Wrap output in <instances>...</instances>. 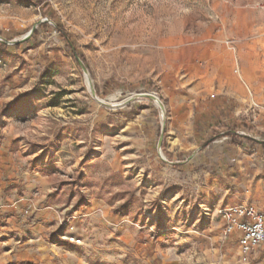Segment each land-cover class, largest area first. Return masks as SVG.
I'll return each instance as SVG.
<instances>
[{"label": "rangeland", "instance_id": "obj_1", "mask_svg": "<svg viewBox=\"0 0 264 264\" xmlns=\"http://www.w3.org/2000/svg\"><path fill=\"white\" fill-rule=\"evenodd\" d=\"M260 1L0 0V264H264L217 214L264 215ZM242 72L236 122L203 110Z\"/></svg>", "mask_w": 264, "mask_h": 264}, {"label": "crops", "instance_id": "obj_2", "mask_svg": "<svg viewBox=\"0 0 264 264\" xmlns=\"http://www.w3.org/2000/svg\"><path fill=\"white\" fill-rule=\"evenodd\" d=\"M237 57L239 59V62H240V65H241V68L243 71V69H245V67L247 65L245 64V61L242 58V52L240 50H238V52H237ZM243 72H242V75L246 80V82H245L246 88H248L250 93H251V91H254V81L257 79V77H250L248 74L243 73ZM218 89L220 91L218 92L217 97L213 98L209 103H207L203 110L214 111L215 113L222 114L223 117L225 118V119H223L224 121L229 120V121L236 122L235 117L238 116V114L240 112H242V110L245 108L244 106L248 105L251 102V100L253 98V94L251 93V95H249L250 96V99H249L248 95H247L248 93L245 92L244 87L242 85H240V83H238L237 79H235V78L230 79L228 85H226V83H221L220 87H218ZM194 100L195 99H192L190 102H192ZM213 102H216V105H214ZM245 110H247V108ZM262 114H264V113H262ZM186 115H188L189 117H190V115L192 116L191 110H189V114L187 113ZM206 117H208V116H206ZM261 118H262L261 120H263L264 115L261 116ZM203 122L205 123V126L203 125L202 120H201V122H199L197 120V116H196V119H194V120L192 119L191 130L196 131V130H193V124L196 127L198 125L203 126L204 130L208 129L210 123H208L207 119H205V121H203ZM241 149L246 150L244 147L240 148V149H238V148L236 149L234 144L225 145V149H223V151H222L223 153L221 152V154H218L219 159H217V162L220 164V163H222V158H226V160L228 162H231V164H232V162L235 161L234 156L243 152ZM257 153H258V151H256V154H255V152L250 153V154L243 152L244 155L249 156V157H247V159L252 161V162H254L255 156L257 157ZM263 162H264V159L260 160V162L257 161L256 163H253V166H255V167H258L257 165L264 166ZM226 168H228V167L226 166ZM258 171H259V168L257 169V172ZM232 174H233V171H232V168L230 167L228 169V172L225 171L223 173V175H221L220 179H222V178L227 179V183H225L226 186H231L230 180H229V178H227V176L230 177V179H231ZM234 237H237V234L234 235Z\"/></svg>", "mask_w": 264, "mask_h": 264}, {"label": "built area", "instance_id": "obj_3", "mask_svg": "<svg viewBox=\"0 0 264 264\" xmlns=\"http://www.w3.org/2000/svg\"><path fill=\"white\" fill-rule=\"evenodd\" d=\"M264 13V0L257 4ZM224 239L237 234L240 254L247 256L264 244V215L253 204L239 203L217 212Z\"/></svg>", "mask_w": 264, "mask_h": 264}, {"label": "bare ground", "instance_id": "obj_4", "mask_svg": "<svg viewBox=\"0 0 264 264\" xmlns=\"http://www.w3.org/2000/svg\"><path fill=\"white\" fill-rule=\"evenodd\" d=\"M86 81H87V86H88L89 88H91V86H90V84H89V80H88V78L86 79ZM153 101H154V103L156 104V106H159V101H158L157 98L154 99Z\"/></svg>", "mask_w": 264, "mask_h": 264}, {"label": "water", "instance_id": "obj_5", "mask_svg": "<svg viewBox=\"0 0 264 264\" xmlns=\"http://www.w3.org/2000/svg\"><path fill=\"white\" fill-rule=\"evenodd\" d=\"M90 92H91V94H94L92 88H90ZM150 97H151L153 100L156 99V97H154V96H150ZM159 107L161 108L160 105H159ZM161 109H162V108H161Z\"/></svg>", "mask_w": 264, "mask_h": 264}, {"label": "trees", "instance_id": "obj_6", "mask_svg": "<svg viewBox=\"0 0 264 264\" xmlns=\"http://www.w3.org/2000/svg\"><path fill=\"white\" fill-rule=\"evenodd\" d=\"M216 137H217V136H214L211 140H213V139L216 138ZM246 139L251 140V139H249V138H247V137H246ZM252 141H253V140H252Z\"/></svg>", "mask_w": 264, "mask_h": 264}]
</instances>
